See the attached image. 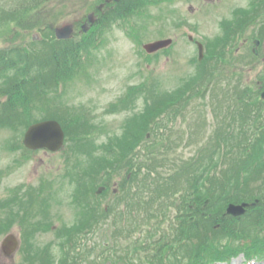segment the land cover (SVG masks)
Instances as JSON below:
<instances>
[{
	"label": "rangeland",
	"instance_id": "rangeland-1",
	"mask_svg": "<svg viewBox=\"0 0 264 264\" xmlns=\"http://www.w3.org/2000/svg\"><path fill=\"white\" fill-rule=\"evenodd\" d=\"M33 2L35 1H0V52L9 53L18 49L21 52L17 56H27L35 50L39 57L42 56L43 49L46 50L47 46L42 41H37L34 34L36 30H32L33 25L41 22L43 26H49L57 22L56 27H59L63 22L80 20L87 17L99 0H61L56 12L67 7L63 12L68 14L65 16L61 15L62 11L58 12L59 18H54L55 13L49 7V0ZM249 2L250 0H159L157 5H150L147 11H143L144 17L148 16L146 19L133 17L129 20L130 31L136 32V45L122 31L113 30L106 35L105 48L95 54V60L88 72L82 74L86 79L80 75L79 79H64L59 90L56 84L49 83L46 89L45 86L33 85L32 74L28 76L31 77L29 81L25 79V92L32 98L37 95L36 91L46 89L44 91L48 96L53 93L57 102L59 100L66 107L74 109L77 115H89L92 119L88 123L93 124L95 130L101 131L99 137L96 134L92 136L96 146L89 149L88 153L100 157V154L108 153L106 143L110 137L121 139L127 132L134 137L139 133L132 117L144 108V101L147 100L144 96L134 101V104L131 103L128 109L119 108L112 115L107 112L110 104L116 102V105L125 99L123 97L125 91L129 90L127 88L148 80V85H154L160 95L155 100H162L168 93L182 94L188 90L190 85L184 86L182 83L192 77V85L197 82L196 84H200L198 88L204 92L202 99L188 103V109L179 114L181 119L174 121L173 126L168 125L170 129L164 136L168 143L164 149L156 147V141L152 140L151 134V138H148L149 135L145 137L144 140L149 142V148L145 152L153 153L151 161L156 159L154 164L151 161L142 162L140 156L132 163H136L139 168L143 165L154 168L159 166L160 156H168L165 169L161 170L163 173L173 174V169L189 166H194V170H197V164L210 154L209 149L213 144L207 138L213 139L216 120L222 114L225 115L228 109H241V90L244 92L248 88L259 96L264 87V48L258 47L259 57L254 66L246 62L249 61L253 43L258 38L257 31L264 25L256 26V21L253 25H246L243 30L247 42L235 46L228 57L229 63L238 57L246 63L235 60V65H220L214 72L212 82L205 81L203 75L205 55L203 49L201 54V43L204 44L205 39L209 40L210 51H216L213 44L216 38L222 37L221 41L226 38L228 45L232 47L230 38L234 36L235 28L242 23L240 18L234 19L233 11L246 8ZM30 3H33L31 6L34 10ZM27 8L32 10L29 9L24 14L23 11ZM222 25L223 32L220 30ZM80 35L74 33L68 40H73L75 36L85 37V33ZM162 39L172 41L168 53L160 51L156 57L146 59L143 45ZM35 42L39 43L34 44ZM24 44L29 45L28 50L31 52L23 48ZM48 47L55 52L54 41H50ZM222 47L220 46L221 49ZM207 56L209 58V52ZM208 62L209 60L206 65H209ZM6 78L7 84L14 83L13 89H16L20 78L16 77V80L11 73ZM2 82L0 77V93L3 90ZM261 84L263 86H259ZM50 89L53 91H49ZM18 94L24 96L23 91H18ZM257 98L255 96V100ZM7 99L5 96L1 97L0 105ZM47 102L52 104L50 100ZM253 105L247 109L258 111V117L261 115L264 119V102L259 104L256 101ZM12 106L17 116L27 111L31 120L25 123L23 117V123H18L13 129L7 127L6 122L0 125V226L9 225L7 232L0 236V243L9 234L14 235L18 242L17 252L11 258L3 256L0 250V264H158V256L164 253L168 255L163 259L164 262L171 263L173 255L169 254V248L161 247V234H167L168 229H171L169 225L174 224L173 221L177 218L174 207L167 209V218L161 223L159 221L162 218L159 220L151 217L149 222L138 219V229L135 228L134 232L127 229L133 222L127 220L123 228L125 219L115 222L112 217L106 216L104 203L113 204L114 210L120 211L125 206L124 201L120 205V199L135 197L133 201L136 204L141 203L145 196L164 195L159 191L155 195L151 194L154 185L151 188L148 185V174L139 171L137 179L131 180L125 172L123 156H113L112 163L100 162L99 166H88L85 156L75 151V158H80L78 170L73 164L75 158L70 159L67 154L73 138L79 137L77 133H80V129L76 125L68 127L66 135L64 134L65 142L56 153L46 150L31 152L19 148L27 129L42 123L46 115L39 111L42 107L36 103L25 110L20 105L21 110L16 109V104ZM64 116L70 117L68 114ZM129 124L130 130L127 128ZM162 124L161 122L160 126ZM162 133L159 130V134ZM147 156L150 158L149 154ZM69 176H73L74 180L67 181ZM15 188L18 193L13 191ZM124 188H127V192ZM174 200L176 204L180 201ZM88 203L93 204L94 208L95 204L98 205L100 211L95 208L96 214L90 219L87 216L89 221L82 227V230L85 227L86 229L78 230L76 228L81 226L78 224L82 221V216L78 213L80 210L77 206L85 209ZM245 214L243 212V216ZM137 216L141 217V214ZM98 222L101 223L97 224ZM117 228L120 231L113 235ZM76 230L84 234H79L77 238ZM243 233L245 235L247 231ZM68 237L72 238L70 242ZM180 257L183 255L180 254ZM183 260L186 261L187 258ZM230 264H243L242 257Z\"/></svg>",
	"mask_w": 264,
	"mask_h": 264
},
{
	"label": "trees",
	"instance_id": "trees-1",
	"mask_svg": "<svg viewBox=\"0 0 264 264\" xmlns=\"http://www.w3.org/2000/svg\"><path fill=\"white\" fill-rule=\"evenodd\" d=\"M122 1L124 3L121 2L118 10L119 18L121 17V20L125 19L122 29L125 30L126 36L136 44V32L135 30L130 31L128 19H133V17L146 19L148 16L144 17L143 11H147V7L150 5H157L159 0ZM31 8L35 9L33 6ZM31 8L23 11L24 14ZM233 12L234 19L240 18L242 23L238 25H241L240 27L235 28L234 36L230 38L232 47L228 45L226 38L221 41L223 38L218 37L213 44V48L216 51H210L209 46L211 43H208L210 41L205 39V43H207H204L205 61L203 62V75L205 81L212 77L211 74L214 71L212 65H206L207 60L210 62L212 59L215 61L214 64L217 62L225 63V59L231 55L232 49L244 39L245 33L243 30L247 27L246 25H253L255 21L256 26L264 24V0H250L246 8L237 9ZM34 29L42 32L41 40L45 39L42 43L47 47L46 50L43 49L42 56L39 57L35 50H33L34 52L32 51L31 55L27 56L22 54L17 56L21 52L18 49L11 50L9 53L0 52V77L3 81V90L0 93V98L4 96L8 98L6 102L0 105V125L6 122L7 127L13 129L18 123L22 122L23 119L21 120V118L23 117L25 119L23 122H30L31 115L27 111L17 116L15 109L11 105L16 104L18 105L16 109L21 110L19 108L20 105L25 110L36 103L42 107L39 111L46 115L44 120H56L61 125L65 135L68 127L79 126L80 133H77L79 137L73 138L71 141L72 145L67 150L70 159H74L75 151H79L85 156V160L87 159L88 166H99L100 162L112 163L113 156H123L124 162L122 163H124L125 172L130 176L131 180L137 179L139 171L148 174L150 176L148 185L150 188L154 185V190L151 194L155 195L159 191L160 194L164 195L145 196L142 197L141 203L138 202L136 204L133 201L135 197L120 199V205H122L123 201L125 203L124 209L122 208L120 211L114 210L113 204H106L102 201L107 217H112L115 222L117 220L121 222L125 219L123 228L126 222H133L127 228L130 232H134L135 228L138 229V219L149 222L151 217H156L159 220L162 218L159 223L163 222L167 218L165 214L167 209L174 207L177 218L173 221L174 224L169 225L171 229H168L167 234H161L163 240L161 247L169 248L171 250L169 254L173 255L169 264L223 263L229 262L239 254L248 261L257 260L264 263V119L261 118V115L259 117L249 116L247 112L248 105L254 104L256 101L261 104L258 101L257 94L254 93V100H252L253 94L248 92V99H242L239 102L244 107L240 109L241 111H238V115L241 116L238 118L242 120V123L239 124L237 129L234 127L228 128L227 132L224 131L221 135L217 134L219 130L216 131L213 136L211 152L206 159L201 160L197 164L198 171L194 170V166H189L183 169H173V174H169L161 171L165 169L168 156H160V164L154 168L145 167L144 165L139 168L132 161H137L139 156L142 162L149 163L152 160L153 153L145 152L149 148V142L144 140L147 135H149L148 138L152 136V140L156 141L157 148L160 147V150L164 149L168 143V139L166 140L164 137L166 131L170 129L168 125L180 120L179 114L181 115L182 112L188 109L187 104L195 100H201L203 92L198 88L200 84H196L197 82L192 85L194 78L190 77L185 83H182L184 86L190 85V88L183 91L182 94L168 93L165 97H162V100L160 98L155 100V98L160 96L157 93V89L154 85L152 87L148 85V80L146 82L143 81L139 86L129 88L125 97H123L125 99L120 100L116 105L109 106L107 111L112 114L119 108L128 109L131 106L130 104L134 103V99L144 96L147 99L144 101V108L141 113L134 114L132 117L134 118V126L139 132L138 135L134 137L129 132L122 130L127 132V134L123 135L121 139L116 137L109 138L110 140L106 143L109 148L106 149L108 150L107 154L100 155V157L94 156L88 153L89 149L92 150L96 146L92 136L99 134L101 130H95L93 124L88 123L92 118L87 114L86 116L77 115V111L75 112L74 109L66 107L59 100L57 102L53 93L48 96L44 90L48 88V83L56 84L59 90L64 83V79L73 80L79 77L80 74L85 73V62L90 61L103 44L99 42V44L92 46L89 50L84 48L81 53L79 48L82 47L54 46L55 52L53 53V50L51 51L48 47L51 40L49 39L48 30L44 28L42 23L33 25L32 30ZM260 29L257 34L258 39L262 42L264 41V25ZM221 31L223 32V25ZM37 43L39 42L34 44ZM220 46H223L222 49ZM28 51L31 52L30 50ZM208 52L210 53V59L207 56ZM10 73L16 80V77L20 78V81L16 83V89H13L14 83L9 85L5 81L7 79L6 75L9 76ZM32 74H34L31 79L33 85L45 86L46 89L36 91L37 95H33L31 98L25 92L27 86L25 79L29 81L31 77L28 76ZM25 84L26 86H24ZM18 91H23L24 96H20ZM49 91L53 90L50 89ZM53 95L54 97H51ZM48 100L54 105L48 104ZM255 105L257 106V104ZM257 113L258 111H256V115ZM66 114L70 117H65L64 115ZM242 116L245 117L243 118ZM161 122L163 123L162 126H160ZM127 128L130 130V124L127 125ZM159 130L163 133L159 134ZM80 137H84L85 140ZM75 138L76 141H74ZM148 154L150 158H148ZM217 154L218 156H216ZM155 160L153 161L155 162ZM73 164H75L74 167L79 168V156L74 159ZM201 172L202 174H200ZM69 178L74 177L69 176ZM123 190L127 192V188ZM174 199L180 201L176 204ZM242 203H253L254 206L247 209L246 214L242 218L236 219L225 216L224 211L228 205ZM77 208L80 210L78 213L82 216V221L78 224L81 226L76 228L78 230H82V227L87 225L89 221L87 216L90 219L96 214V209L100 211L98 205L95 204V209L94 205L90 203L85 205V209L79 205ZM135 211H138L137 214H141V217L137 216ZM99 223L101 222L97 224ZM8 226V224L6 227L0 226V236L7 232ZM82 231L76 232L77 238H79V234H84ZM119 231V229L114 230L113 235ZM244 231H247L245 235ZM68 240L70 242L72 238L68 237ZM180 254L183 257H180ZM165 256L168 257L165 253L158 256V264H167L164 262ZM184 258H187V260H183Z\"/></svg>",
	"mask_w": 264,
	"mask_h": 264
},
{
	"label": "water",
	"instance_id": "water-1",
	"mask_svg": "<svg viewBox=\"0 0 264 264\" xmlns=\"http://www.w3.org/2000/svg\"><path fill=\"white\" fill-rule=\"evenodd\" d=\"M69 34L68 28H62V30L57 31L56 37L61 39L62 36H67ZM171 41H159L157 43L148 44L145 46V51L149 53L157 52L159 49L167 48L170 46ZM258 44L256 41L255 46ZM256 54V52L254 51ZM264 99V92L261 96ZM64 140V135L61 130L60 125L53 121H45L43 123L34 124L27 129L24 134L23 139V147L29 150L35 149H47L51 152H56L58 148L61 147ZM246 205H242V207H235L231 205L227 212L229 215L239 216L242 215L243 208ZM1 252L5 257H11V255L17 249V243L13 236L9 235L7 238L1 243Z\"/></svg>",
	"mask_w": 264,
	"mask_h": 264
},
{
	"label": "flooded vegetation",
	"instance_id": "flooded-vegetation-1",
	"mask_svg": "<svg viewBox=\"0 0 264 264\" xmlns=\"http://www.w3.org/2000/svg\"><path fill=\"white\" fill-rule=\"evenodd\" d=\"M118 1L119 0H99V2L96 4L95 7L91 11H89V14L86 16H90L91 23H87V17H83L82 19H78L77 21L72 22H63L62 25L59 27H56L57 22L53 24L52 32L55 38V29L56 28H62V26H69L71 29V37H73L74 33L77 34V36H81L80 33L84 34L83 27H85L86 31L90 30L89 36L100 34V30L109 27V25H113L116 18H117V8H118ZM59 2V3H58ZM61 5V0H49V7L52 11H54V18H59L58 12H61V15H65L66 12H63L67 7H63L60 11L56 10L59 8L58 6ZM68 14V13H67ZM66 14V15H67ZM65 15V16H66ZM64 16V17H65ZM77 36L74 37L72 40H62L57 41L54 40V43L56 46L58 45H84L89 41L85 38H78Z\"/></svg>",
	"mask_w": 264,
	"mask_h": 264
}]
</instances>
